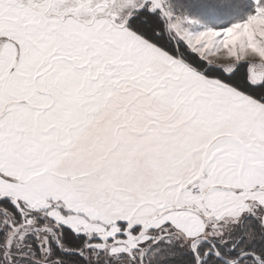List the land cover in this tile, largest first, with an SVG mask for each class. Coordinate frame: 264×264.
<instances>
[{
    "label": "snow or ice",
    "instance_id": "snow-or-ice-1",
    "mask_svg": "<svg viewBox=\"0 0 264 264\" xmlns=\"http://www.w3.org/2000/svg\"><path fill=\"white\" fill-rule=\"evenodd\" d=\"M0 264H264V0H0Z\"/></svg>",
    "mask_w": 264,
    "mask_h": 264
},
{
    "label": "trees",
    "instance_id": "trees-1",
    "mask_svg": "<svg viewBox=\"0 0 264 264\" xmlns=\"http://www.w3.org/2000/svg\"><path fill=\"white\" fill-rule=\"evenodd\" d=\"M217 19H218L217 17H209V18H207V22H208L209 24H212V23H215V21H216ZM220 19H222L223 22L226 24L227 22H229V19H231V18H220Z\"/></svg>",
    "mask_w": 264,
    "mask_h": 264
},
{
    "label": "rangeland",
    "instance_id": "rangeland-1",
    "mask_svg": "<svg viewBox=\"0 0 264 264\" xmlns=\"http://www.w3.org/2000/svg\"><path fill=\"white\" fill-rule=\"evenodd\" d=\"M197 27H199V26H197Z\"/></svg>",
    "mask_w": 264,
    "mask_h": 264
}]
</instances>
